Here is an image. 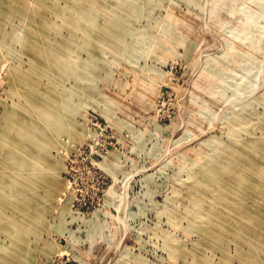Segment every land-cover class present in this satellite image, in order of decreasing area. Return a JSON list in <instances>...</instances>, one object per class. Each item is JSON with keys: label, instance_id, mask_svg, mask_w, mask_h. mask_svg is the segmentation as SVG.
<instances>
[{"label": "rangeland", "instance_id": "374dc122", "mask_svg": "<svg viewBox=\"0 0 264 264\" xmlns=\"http://www.w3.org/2000/svg\"><path fill=\"white\" fill-rule=\"evenodd\" d=\"M0 264H264V0H0Z\"/></svg>", "mask_w": 264, "mask_h": 264}]
</instances>
